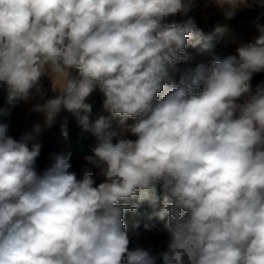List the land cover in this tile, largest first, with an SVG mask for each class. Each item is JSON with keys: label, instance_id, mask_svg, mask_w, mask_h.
Here are the masks:
<instances>
[{"label": "clouds", "instance_id": "9594fccd", "mask_svg": "<svg viewBox=\"0 0 264 264\" xmlns=\"http://www.w3.org/2000/svg\"><path fill=\"white\" fill-rule=\"evenodd\" d=\"M207 2L231 19L255 0ZM195 3L0 0V264H264V89L237 102L264 72V28L235 54L178 68L215 39L188 16ZM44 77L57 95L33 106L43 127L63 110L96 139L79 176L70 152L38 172L42 126L16 138L5 122L17 102L44 100ZM97 88L119 130L80 115ZM144 204L166 217L158 254L133 247L139 226L124 222Z\"/></svg>", "mask_w": 264, "mask_h": 264}, {"label": "trees", "instance_id": "16d2710c", "mask_svg": "<svg viewBox=\"0 0 264 264\" xmlns=\"http://www.w3.org/2000/svg\"><path fill=\"white\" fill-rule=\"evenodd\" d=\"M251 11H243L237 13L231 19H226L223 14H218L208 19H195V14L193 10L188 13L189 17L195 19L197 26L203 30V32L208 34H213L215 39L211 47L200 51L196 49L189 48L187 51L191 55V60L187 63H180L177 65L178 68H194L201 61H206V56L209 55L214 59H224L228 55L233 54L230 50L229 41L232 38H243L247 35V24L246 21L250 17ZM185 17L179 15L169 18L167 21L169 24L183 22ZM219 27L223 29L222 32L217 33L216 28ZM227 43V44H226ZM72 74H76V70L72 69ZM264 81V76L261 74H254L252 80L250 81L249 87H256ZM22 101L17 102L15 108L12 109V115L9 119L5 120L9 124V132L12 136L18 138L20 133L24 130V122L18 117L15 113L18 105ZM91 104V112L84 113L81 112L80 115L87 114L89 117L90 123H94L100 117H104L109 121L111 129L117 130L121 126V119L119 117H113L109 112L105 111L102 106V95L99 94V89L97 88L91 99L87 101ZM8 103V93L6 88L0 87V106H7ZM67 118V137L62 134L61 124L63 123L64 118ZM62 123L53 124L51 127H46L41 135V152L37 158L36 164L37 167H46V162L54 155L62 153L64 149H68L74 155H77L81 158H85L88 155L92 154V150L96 145L95 137L91 136L88 133L81 135V127L78 123V119L72 113L64 111ZM125 124L135 123V120L129 118L124 121ZM158 195L163 199L162 193L159 192ZM124 222L131 229L134 225H138L137 230H147L151 228L162 227L166 222L165 220H160L159 217L151 215V209L146 205H141L137 213L126 212L124 216ZM147 226V227H146ZM168 239H158L154 246V251L158 254L167 250ZM157 264H163L162 258L157 259Z\"/></svg>", "mask_w": 264, "mask_h": 264}, {"label": "rangeland", "instance_id": "374dc122", "mask_svg": "<svg viewBox=\"0 0 264 264\" xmlns=\"http://www.w3.org/2000/svg\"><path fill=\"white\" fill-rule=\"evenodd\" d=\"M192 10L195 14V19L197 20L208 19L218 14H222V12L217 8V6L214 3L207 2V0H196V3ZM248 10L251 11L250 13L251 15L246 21L248 28L246 37L232 38L228 43L230 44V50L233 54H235V49L239 45L253 43L255 41V38L260 35V28H264V0H255V2H251L249 6L243 8L237 13ZM205 59L206 61L205 62L201 61V63L210 64L214 60V58L209 55H207ZM256 74H261L262 76H264V72L256 73ZM41 85L45 93L44 100H41L37 96L35 99L30 100L28 102L22 101L15 110L16 115L23 120L25 126L24 130L20 133V135L24 133H31L33 130V126L35 124H40L42 126V131L40 135L37 137V141L40 144H41L42 132L46 128L43 127L44 116L42 113L33 111L32 110L33 106L37 103H43L49 98H54L55 95H57V93L52 91V82L49 80L48 77H44L42 79ZM260 89H264V81L256 87H249V91L244 95H242V97L239 98L237 102L243 104L246 100L250 99L252 95H255L256 92ZM99 94L101 93L99 92ZM63 114L64 111L62 110L60 116L57 117V120L54 124L62 123ZM119 128L117 130H119ZM63 152L64 153L70 152L72 154V165H73L72 171L76 172L77 175L79 176L82 167H84L86 164L85 159L77 155H74L68 149H64ZM50 160H51L50 158L47 160L46 166L48 165ZM43 169H44L43 167L42 168L37 167L38 172H42ZM99 182H101V180L100 178H97V183ZM162 228L163 226L158 228H151L147 230H138L141 235L138 240L136 238H133L132 246L134 247L137 244H139V246L147 247L148 245H154L158 239L162 238L167 240L168 239L167 234L161 231Z\"/></svg>", "mask_w": 264, "mask_h": 264}]
</instances>
